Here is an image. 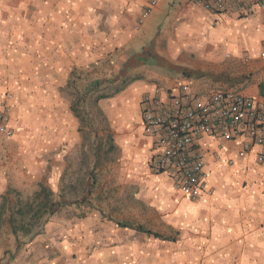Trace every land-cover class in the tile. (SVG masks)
<instances>
[{
    "label": "crops",
    "instance_id": "1",
    "mask_svg": "<svg viewBox=\"0 0 264 264\" xmlns=\"http://www.w3.org/2000/svg\"><path fill=\"white\" fill-rule=\"evenodd\" d=\"M150 1L0 0V107L10 106L14 129L13 137L0 136V200L14 163L26 157L7 155L13 151L5 146L33 150V127L44 120L38 110L62 100L59 87L72 72H91V84H100L94 76L106 63L121 74L117 82L128 84L107 106L126 160L122 170L166 222L163 230L175 235L160 241L142 226L120 228L92 214L64 228L71 240L37 237L30 247L44 258L35 256L34 264H264V164L254 153L240 158L233 144L219 150L217 138L204 137L196 148L204 152L212 193L190 200L168 174L152 171L156 146L142 127L144 98L156 88L161 96L178 94L187 83L194 92L232 89L264 99V8L257 0H225L218 13L194 0H160L144 16ZM55 122L50 135L82 141L72 113ZM122 229L129 231L123 239Z\"/></svg>",
    "mask_w": 264,
    "mask_h": 264
},
{
    "label": "rangeland",
    "instance_id": "2",
    "mask_svg": "<svg viewBox=\"0 0 264 264\" xmlns=\"http://www.w3.org/2000/svg\"><path fill=\"white\" fill-rule=\"evenodd\" d=\"M94 77H100V84H91V72H72L68 84L59 87L62 100L52 108L38 110L44 120L36 121L33 127V150L23 154L14 145L5 146L13 151L7 155L26 157L14 163L12 183L0 200V237L4 238L0 264H15L20 257L25 264H34L31 259L35 256L44 258L42 249L35 252L30 247L37 237L48 235L50 243L71 240L64 228H74L92 214L120 228L142 226L160 241L175 236L163 230L166 222L148 205L140 186L130 182L122 170L126 160L114 136V115L107 106L112 107V98L128 84L122 79L117 82L121 74L110 72L106 63ZM67 111L80 120L82 141L71 136L61 139L48 132L52 124L56 125L55 118ZM110 140L116 144V151L109 150ZM119 232L123 239L124 232L129 231ZM151 236L149 241H155ZM137 237L138 233H133V239ZM30 249L29 259L25 255Z\"/></svg>",
    "mask_w": 264,
    "mask_h": 264
},
{
    "label": "built area",
    "instance_id": "3",
    "mask_svg": "<svg viewBox=\"0 0 264 264\" xmlns=\"http://www.w3.org/2000/svg\"><path fill=\"white\" fill-rule=\"evenodd\" d=\"M194 1L218 13L225 8V0ZM159 2L151 0L144 16ZM257 4L264 8V0ZM179 90L161 96V89L156 88L143 101V131L156 146L150 161L154 173L168 174L175 189L190 200L211 194L204 152L196 148L204 137L217 138L219 150L233 144L240 158L254 153L257 162L264 164V99L255 100L232 89L194 92L187 83ZM13 135L10 106L5 104L0 107V136ZM215 158L221 159V154Z\"/></svg>",
    "mask_w": 264,
    "mask_h": 264
},
{
    "label": "trees",
    "instance_id": "4",
    "mask_svg": "<svg viewBox=\"0 0 264 264\" xmlns=\"http://www.w3.org/2000/svg\"><path fill=\"white\" fill-rule=\"evenodd\" d=\"M96 85V84H95ZM92 90V88L90 89V91ZM75 111V110H74ZM109 150L110 151H116L117 148L114 144V141L113 140H110V143H109ZM140 230H142L143 228L139 227Z\"/></svg>",
    "mask_w": 264,
    "mask_h": 264
}]
</instances>
